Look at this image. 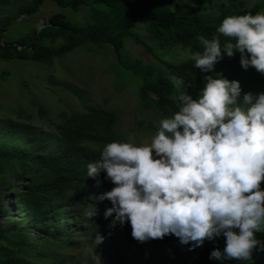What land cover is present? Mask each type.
<instances>
[{"label":"trees","instance_id":"16d2710c","mask_svg":"<svg viewBox=\"0 0 264 264\" xmlns=\"http://www.w3.org/2000/svg\"><path fill=\"white\" fill-rule=\"evenodd\" d=\"M45 1L31 0L14 16L3 12L1 18L2 8L9 1L0 0V60L50 66L54 59L63 58L81 45L111 48L119 68L138 80L140 108L160 113L161 119L178 110L174 102L175 88L169 79L172 75L182 77L186 84L191 83L187 91L194 98L202 89L206 75L222 73L229 80L239 81L241 86L250 79L256 81L258 73L254 68L245 70L240 66L238 52L231 58L224 56L208 73L197 69L191 59L178 65L164 62L167 73L140 61L125 60L121 53L125 39L152 51L148 43L133 32L140 23L160 46L202 52L198 37L203 35L210 39L216 35V28L229 16L223 12L219 15L193 13L179 0H49L60 9L78 11L87 7L84 24H78L63 13H54L39 30L33 29L9 41L8 30L16 22V16L32 17ZM186 1L202 6L205 2ZM260 10L261 6L255 5L231 15L256 14ZM220 40L223 46L226 38L220 36ZM259 81L264 84V78ZM65 88L83 104L82 92L68 85ZM38 113L40 117L46 115L41 108ZM23 114L20 111L17 115L21 118ZM57 120L52 124L53 134H48L43 141L35 140L31 134L19 135L21 128L17 125L0 126V264H41L50 258L51 247H67L74 238L80 237L82 230L79 229L85 223L98 230L114 217L113 214L105 219L100 213L105 200L95 199L114 185L105 179L103 172L95 178L87 177V164L99 159L106 143L128 142L116 129L117 113L84 105L80 111L60 112ZM139 126L153 135L157 128L151 121H141ZM9 182L12 197L3 203L5 183ZM93 207L99 210L89 220L86 213ZM10 208L12 214H9ZM21 219L26 220L24 224H20ZM256 235L260 241L264 240V233ZM224 246L223 236L206 240L192 264H230L229 260L210 259L214 249L223 250ZM258 253L259 250L254 251L253 258Z\"/></svg>","mask_w":264,"mask_h":264},{"label":"clouds","instance_id":"9594fccd","mask_svg":"<svg viewBox=\"0 0 264 264\" xmlns=\"http://www.w3.org/2000/svg\"><path fill=\"white\" fill-rule=\"evenodd\" d=\"M216 33L198 37L202 52H189L197 69L212 72L238 52L243 69L264 75V11L226 16ZM169 79L178 110L159 120L154 135L139 145L106 143L87 164V177L103 172L114 185L95 199L110 202L109 226L129 223L139 243L172 235L192 250L223 236V250L210 259L251 261L264 250L256 235L264 233V92L241 98L239 81L214 73L194 98L191 83ZM86 215L91 220L96 209ZM103 239L97 233L93 242Z\"/></svg>","mask_w":264,"mask_h":264},{"label":"rangeland","instance_id":"374dc122","mask_svg":"<svg viewBox=\"0 0 264 264\" xmlns=\"http://www.w3.org/2000/svg\"><path fill=\"white\" fill-rule=\"evenodd\" d=\"M8 1L2 8L1 18L4 16L3 12L5 15L14 16L22 5L31 0ZM179 3L187 4L193 13L212 15H219L220 12L231 15L232 12L255 5L261 6L259 12L264 11V0H205L203 6L187 3L186 0H179ZM54 13H63L82 25L88 15V8L82 7L78 11L60 9L47 0L32 17L16 16V22L8 30L9 41H15L19 36L47 24L49 17ZM133 32L148 43L152 51L149 52L132 40L125 39L121 53L128 62L140 61L167 73L165 63L178 65L189 59L188 49L160 46V43L146 32L143 23L138 24ZM255 78L256 81L250 79L245 86H241V98L246 92H264V84L259 81L264 75L258 73ZM137 81L129 72L119 68L111 48H97L89 44L77 47L63 58L54 59L50 66L31 61L0 60V126L8 123L17 125L21 128L19 135L31 134L35 140L43 141L48 134H53L52 126L58 121L57 115L60 112L80 111L84 105L95 106L116 112L117 131L126 136L128 142L139 145L153 135L145 132L139 123L151 121L158 127L161 118L160 113L156 111L140 108ZM67 85L82 92L83 104L65 88ZM39 108L46 112L44 117L39 116ZM20 111L24 112L21 118L17 115ZM9 185L10 182L5 183L7 187L3 190V203L12 197ZM261 188L264 189V182L261 183ZM101 204L103 206L100 213L103 215L111 204L107 200ZM95 209L96 212L99 210ZM12 212L13 209L10 208L9 214ZM25 221L21 219L20 224ZM111 221L110 219L98 230L91 229L90 225L85 223L84 227L79 229L82 230L80 237L74 238L72 244L67 247H51L50 258L41 264H192L193 258L201 250V247L190 250V244L182 245L178 238L172 235L165 236L162 240L139 243L131 237L129 223L120 225L117 222L115 227H110ZM97 233L104 237L100 244L93 242ZM261 243L264 244V240ZM244 263L232 261L230 264ZM248 263L264 264V250H259L258 256Z\"/></svg>","mask_w":264,"mask_h":264},{"label":"water","instance_id":"95a60500","mask_svg":"<svg viewBox=\"0 0 264 264\" xmlns=\"http://www.w3.org/2000/svg\"><path fill=\"white\" fill-rule=\"evenodd\" d=\"M44 25H41V26H39L38 28H37V30H39L40 28H42Z\"/></svg>","mask_w":264,"mask_h":264}]
</instances>
